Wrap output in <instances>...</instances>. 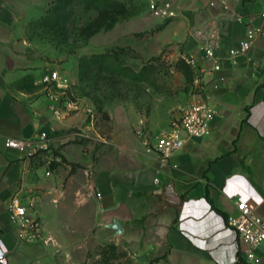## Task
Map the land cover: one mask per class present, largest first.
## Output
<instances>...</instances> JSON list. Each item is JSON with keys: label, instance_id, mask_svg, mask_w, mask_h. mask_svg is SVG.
<instances>
[{"label": "crops", "instance_id": "crops-1", "mask_svg": "<svg viewBox=\"0 0 264 264\" xmlns=\"http://www.w3.org/2000/svg\"><path fill=\"white\" fill-rule=\"evenodd\" d=\"M169 1L178 16L158 20L168 22L170 41L201 77L198 98L217 114L206 136L188 139L162 164L155 152L133 147L121 146L131 149L130 157L104 155L96 162L76 155L72 129L81 116L57 118L51 112L39 84L43 61L30 52L21 27L26 16L20 0H0V250L7 252L9 264H16L24 242L8 212L12 198L32 197L39 219L50 203L69 213L84 172L91 178L96 212L82 205L74 225L93 228L95 244H115L147 264H264V242L250 261L238 258L232 236L223 232L225 218L239 202L256 203L264 220V0ZM257 30L250 48L233 55ZM192 99L190 89L187 102ZM43 132L49 135L45 158L53 161L52 170L43 165V152L5 146L9 137L36 141ZM175 196L180 204L173 202Z\"/></svg>", "mask_w": 264, "mask_h": 264}, {"label": "rangeland", "instance_id": "rangeland-1", "mask_svg": "<svg viewBox=\"0 0 264 264\" xmlns=\"http://www.w3.org/2000/svg\"><path fill=\"white\" fill-rule=\"evenodd\" d=\"M20 6L29 50L43 61L44 73L58 68L70 80L67 115L81 116L72 129L76 155L94 162L130 157L131 149L121 146L150 154L158 128L174 120L191 88L178 69L188 57L170 41L168 22L151 15L149 0H20ZM49 151L41 157L52 170ZM84 175L74 210L62 214L57 204L47 205L40 213L42 238L24 241L16 264H147L122 248L95 244L93 228L74 225L82 205L96 212L91 178Z\"/></svg>", "mask_w": 264, "mask_h": 264}, {"label": "built area", "instance_id": "built-area-1", "mask_svg": "<svg viewBox=\"0 0 264 264\" xmlns=\"http://www.w3.org/2000/svg\"><path fill=\"white\" fill-rule=\"evenodd\" d=\"M228 0H213L211 5L217 2L226 4ZM149 12L157 19L171 20L178 16L174 4L169 0H149ZM260 33V30L250 32L248 40L244 41L239 50L232 51L233 55L246 52L252 41ZM208 57H214L212 49L205 50ZM186 61L193 65L192 61ZM215 70L220 69L216 62ZM45 96L49 102V109L57 118H62L72 109L73 104L64 99L65 91L70 87V80L66 73L58 68L50 69L40 78ZM200 76L195 77L192 95L193 99L179 108V114L157 138L150 150L155 152L162 164H168L175 153L181 151L188 139H199L209 132V124L217 112L212 106L198 98V90L201 89ZM49 135L46 132L39 134L36 141L18 138H7L5 146L21 152L29 151L37 155L49 149ZM50 175V172H48ZM35 201L27 197L23 201L18 195L14 196L8 206L11 222L16 226L18 236L27 242L39 241L42 237V224L33 212ZM257 204L243 201L236 204V212L225 218L223 232L232 236L237 248L238 258L243 256L253 261L260 245L264 242V220L257 215ZM0 264H9L7 252L0 250Z\"/></svg>", "mask_w": 264, "mask_h": 264}, {"label": "trees", "instance_id": "trees-1", "mask_svg": "<svg viewBox=\"0 0 264 264\" xmlns=\"http://www.w3.org/2000/svg\"><path fill=\"white\" fill-rule=\"evenodd\" d=\"M178 69L184 74L188 85L190 86L191 90L193 88L194 80L196 77L195 69L191 64H189L185 59H181L178 64ZM108 247L112 251H116L118 247L115 244L109 243L107 244Z\"/></svg>", "mask_w": 264, "mask_h": 264}, {"label": "water", "instance_id": "water-1", "mask_svg": "<svg viewBox=\"0 0 264 264\" xmlns=\"http://www.w3.org/2000/svg\"><path fill=\"white\" fill-rule=\"evenodd\" d=\"M173 202H176L177 204L181 203V200L179 197L175 196V200ZM115 227H118V225H115Z\"/></svg>", "mask_w": 264, "mask_h": 264}]
</instances>
